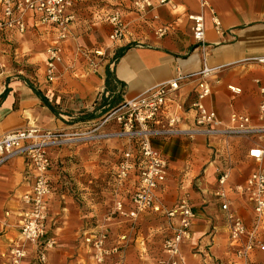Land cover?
Instances as JSON below:
<instances>
[{"label": "crops", "instance_id": "obj_1", "mask_svg": "<svg viewBox=\"0 0 264 264\" xmlns=\"http://www.w3.org/2000/svg\"><path fill=\"white\" fill-rule=\"evenodd\" d=\"M132 1L74 0L76 20L69 25V36L63 41L58 40L53 28L38 26L28 13L23 17L25 33L11 36L0 27L1 34H7L3 40L15 42L0 46V138L29 126L68 129L86 121V114H94L90 120L97 119L102 96H119L120 102H126L177 73L186 76L199 71L203 60L209 67L223 68L211 82L212 92L204 100L205 106L224 123L231 113H240L248 115L253 125L259 124L257 105L259 86L264 85V67L245 61L264 56V0H207L220 20L221 34L214 30L211 12L202 9L198 0H171L170 5H157L144 17L133 12ZM115 6L120 9L125 35L112 43L106 16ZM190 15L203 17L202 44L193 39ZM2 20L0 17V26ZM159 26L167 28L161 38L155 33ZM54 44L61 47V61L56 80L48 83L47 50ZM11 59L30 73L8 72L5 66ZM107 69L112 78L108 87ZM230 85L240 88L241 93L232 95L227 90ZM194 86V81L181 85L179 99L186 105L195 98ZM117 129L112 124L107 130ZM252 144L244 137L153 141L169 160L166 182L157 193L159 202L172 208L178 197L186 194L195 212L191 238L180 247V264H253L264 255L258 247L245 259L235 255L244 241H230L225 213L214 195L218 169L230 166V186L242 183L257 167L248 157ZM126 149L121 139H115L75 142L50 150L46 231L57 244L47 252V264H95L84 240L100 230L107 233L106 248H113L121 236L128 247L120 255L106 257L103 264L116 259L124 264H156L163 257V241L171 234L174 220L151 213L141 214L134 221L120 218L110 222L107 218L108 196L113 207L108 167ZM184 168L188 169L185 175ZM31 183L22 157H13L0 167V264H8L4 256L11 242L18 239L21 197ZM227 195L230 210L250 226L249 199L231 192ZM259 241L264 244V226Z\"/></svg>", "mask_w": 264, "mask_h": 264}, {"label": "built area", "instance_id": "obj_2", "mask_svg": "<svg viewBox=\"0 0 264 264\" xmlns=\"http://www.w3.org/2000/svg\"><path fill=\"white\" fill-rule=\"evenodd\" d=\"M202 9L212 14V24L216 33L221 34L220 20L215 16L207 0H198ZM171 4V0H133L132 10L140 17L153 11L157 5ZM74 0H0V26L9 34H23L27 30L23 19L32 14L38 26H49L55 30L59 41L69 36V25L76 20ZM153 19L157 15L152 16ZM192 36L196 43L204 41V22L201 15H190ZM111 26L108 36L115 43L125 35V24L119 12L106 16ZM157 37L167 33L165 26L156 28ZM139 45V44H138ZM61 61V47L54 44L47 50L45 79L48 83L56 80L57 64ZM245 62L264 67V56L251 58ZM1 67V65H0ZM222 67H209L203 60L199 71L186 76L177 75L147 90L144 94L124 102L117 110L101 118L78 122L71 128L45 130L35 126L5 133L0 138V167L13 157H22L28 176L30 189L22 195L23 209L18 220V239L11 242L5 259L8 264H47V252L56 244L55 238L46 231L48 200L51 194L49 170L50 150L66 144L80 142H101L124 139L127 149L122 152L115 165L114 182L111 189L113 198L112 214L131 221L144 213L159 214L175 221V226L163 241V257L156 264H180V247L191 238V226L195 212L186 194L178 197L172 208L164 207L158 198V191L166 182L169 171L168 158L153 146L174 138L217 137L227 140L230 137L251 139L248 157L257 167L238 184L227 185L231 168L224 166L217 170L215 198L220 203L228 223L231 242L243 240L236 251L238 258L245 259L258 247L264 251L259 241V231L264 226V85L259 86L260 102L257 105L258 125H253L248 115L231 113L226 123L204 104L212 92L211 82ZM195 82V98L186 105L179 99L182 83ZM257 84L260 82L257 80ZM232 95L241 93L235 86H227ZM117 130H107L110 125ZM253 139V140H252ZM245 196L252 205V224L230 210L227 193ZM105 230L92 233L84 242L91 251L95 264H103L105 258L120 255L127 246L121 236L111 249L105 247ZM32 246V249H29ZM111 264H124L116 259Z\"/></svg>", "mask_w": 264, "mask_h": 264}, {"label": "rangeland", "instance_id": "obj_3", "mask_svg": "<svg viewBox=\"0 0 264 264\" xmlns=\"http://www.w3.org/2000/svg\"><path fill=\"white\" fill-rule=\"evenodd\" d=\"M119 10V11H118ZM115 11H117V12H119L120 13V9H119V7L118 6H115V7H112V10H111V12H115ZM3 31V30H2ZM2 31H0V46L1 45H3V44H7V45H10L12 42L13 43H15L14 42V39H11L10 40V43H8L9 41H7L6 42V40H3L4 38H5V35H11V36H14V33H12V34H9V33H7V34H1L2 33ZM25 33V32H24ZM14 57H12V59H13ZM8 60V63H6V66L5 67H7L6 69H7V71L8 72H12V73H17V72H22L23 74H25V73H30V70L28 69V68H25V67H23V65H21V64H19V63H17V62H15L14 60ZM5 69V68H4ZM96 117H99V114H97L96 115ZM197 138V137H196ZM196 138H194V139H196ZM183 139H186V140H194V139H189V138H183ZM122 140V142H124V148L125 147H127V142H126V140H124V139H121ZM251 140V139H250ZM119 141H120V139H119ZM106 142H108V141H106ZM156 142H159V141H156ZM245 142H246V139H245ZM122 154V153H121ZM120 157V156H119ZM118 157V158H119ZM118 158L116 159V162H115V164H113L111 167H110V165H109V167H108V172H107V182H109V185H111V189H112V186H113V182H114V171H115V165H116V163H117V161H118ZM263 166H264V163H263ZM187 171H188V169H186V168H184V172H183V175H185L186 173H187ZM197 179V177L196 178H194L192 181H194V180H196ZM111 194V193H110ZM112 197V196H111ZM108 201H109V207H108V209H107V218H109L110 220V222L111 221H114V220H117V219H120V218H118V217H116V216H114L113 214H112V211H113V207L111 208V203H112V199H110V197L108 196ZM152 214V213H151ZM162 216V215H161ZM49 237H51L50 235H48ZM55 242H56V239H55ZM56 244H57V242H56ZM56 244L54 245V247L53 248H55V246H56ZM129 246V245H128ZM127 247V246H126ZM52 248V249H53ZM128 248V247H127ZM29 249H32V246H29ZM51 249V250H52ZM125 250V249H124ZM92 263H94L93 262V260H92ZM253 264H264V255H262V258H259V259H257L256 261H254L253 262Z\"/></svg>", "mask_w": 264, "mask_h": 264}, {"label": "trees", "instance_id": "obj_4", "mask_svg": "<svg viewBox=\"0 0 264 264\" xmlns=\"http://www.w3.org/2000/svg\"><path fill=\"white\" fill-rule=\"evenodd\" d=\"M126 48H123L121 51H124ZM111 74L109 72V70H106V78H105V84L108 87V85H110V83L112 82L111 80ZM34 90V89H33ZM35 93L41 97V99L43 101H46V98L38 91V90H34ZM112 91V90H110ZM124 104V102H120V98L119 96L117 98H115L114 96L111 97L110 94L107 97L102 96L101 100H100V105L98 106V110L99 112V117H104L106 115H109L111 112L119 109L122 105ZM94 118V114H86L83 119L86 120H90Z\"/></svg>", "mask_w": 264, "mask_h": 264}]
</instances>
